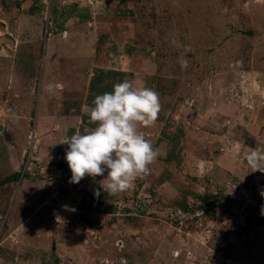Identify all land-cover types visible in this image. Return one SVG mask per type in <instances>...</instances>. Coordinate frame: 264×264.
Here are the masks:
<instances>
[{
	"label": "rangeland",
	"instance_id": "obj_1",
	"mask_svg": "<svg viewBox=\"0 0 264 264\" xmlns=\"http://www.w3.org/2000/svg\"><path fill=\"white\" fill-rule=\"evenodd\" d=\"M98 76L162 105L117 196L107 171L69 183L60 144L94 127ZM0 126V264H264V0H0Z\"/></svg>",
	"mask_w": 264,
	"mask_h": 264
},
{
	"label": "clouds",
	"instance_id": "obj_2",
	"mask_svg": "<svg viewBox=\"0 0 264 264\" xmlns=\"http://www.w3.org/2000/svg\"><path fill=\"white\" fill-rule=\"evenodd\" d=\"M189 51L190 47H185V53ZM178 63L181 69L189 65L183 55L178 58ZM241 63L236 61L229 67H238ZM42 90L54 95L63 90V85L49 82ZM161 107L158 92L137 87L130 80L116 83L112 91L97 95L88 113V122L94 127L84 132L76 131L60 142L67 145L65 160L72 174L69 183H79L86 175L103 176L107 171L101 188L109 196H117L131 189L137 179L148 175L149 165L156 161L159 150L140 129L155 124ZM244 159L249 168L247 173H264V150L245 152ZM95 194L99 195V190ZM69 210L75 211L74 208ZM56 219L60 222L62 218L57 215ZM121 264L126 262L122 260Z\"/></svg>",
	"mask_w": 264,
	"mask_h": 264
},
{
	"label": "trees",
	"instance_id": "obj_3",
	"mask_svg": "<svg viewBox=\"0 0 264 264\" xmlns=\"http://www.w3.org/2000/svg\"><path fill=\"white\" fill-rule=\"evenodd\" d=\"M111 73V72H110ZM101 76H98L96 79H95V81L93 82V84H92V89L93 90H95V91H97V93H99V95L102 93L101 91H102V83H101ZM101 92V93H100ZM19 173H15V174H12L11 176H8L7 178H6V180L7 181H9V180H16V179H18V177H19ZM84 220H85V222H87L90 226L92 225V220H91V218L89 217V216H85V218H84Z\"/></svg>",
	"mask_w": 264,
	"mask_h": 264
},
{
	"label": "water",
	"instance_id": "obj_4",
	"mask_svg": "<svg viewBox=\"0 0 264 264\" xmlns=\"http://www.w3.org/2000/svg\"><path fill=\"white\" fill-rule=\"evenodd\" d=\"M1 127V126H0Z\"/></svg>",
	"mask_w": 264,
	"mask_h": 264
}]
</instances>
